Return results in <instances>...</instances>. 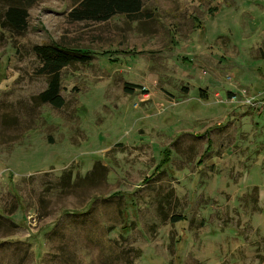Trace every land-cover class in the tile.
Here are the masks:
<instances>
[{
  "label": "rangeland",
  "instance_id": "1",
  "mask_svg": "<svg viewBox=\"0 0 264 264\" xmlns=\"http://www.w3.org/2000/svg\"><path fill=\"white\" fill-rule=\"evenodd\" d=\"M13 1L0 264H264V109L248 103L264 96V0H142L106 21L28 0L23 30ZM53 44L89 54L59 70L62 107L38 98L53 73L35 47Z\"/></svg>",
  "mask_w": 264,
  "mask_h": 264
},
{
  "label": "trees",
  "instance_id": "2",
  "mask_svg": "<svg viewBox=\"0 0 264 264\" xmlns=\"http://www.w3.org/2000/svg\"><path fill=\"white\" fill-rule=\"evenodd\" d=\"M28 0H15L14 3H10L5 12L4 19L9 25L17 30H23L27 27V18L29 12L27 9ZM32 1V0H31ZM142 7V0H82L77 6H75L69 13V16L75 20H96L106 21L110 19L116 13H125L127 15L139 14ZM37 52L44 56L43 68L50 70L53 76L49 82L48 87L42 91L38 98L42 102H47L55 107H62L65 103L63 96L60 94V82H59V70L64 66H67L77 60L85 61L89 54L88 51H78L76 55L71 54V50L66 47H60V45H38L35 47ZM52 54V55H51ZM130 84L125 86L126 91H132ZM134 86H132L133 88ZM200 94H204L201 90ZM231 95V94H230ZM163 154L165 159L162 163L169 161L170 151L164 149ZM161 165L152 174L156 173L160 169ZM184 219L181 215L172 217V221H182Z\"/></svg>",
  "mask_w": 264,
  "mask_h": 264
},
{
  "label": "built area",
  "instance_id": "3",
  "mask_svg": "<svg viewBox=\"0 0 264 264\" xmlns=\"http://www.w3.org/2000/svg\"><path fill=\"white\" fill-rule=\"evenodd\" d=\"M144 95H147L146 92ZM249 105H251L252 107H254V109H258V111H262L264 109V96H252L249 100H248Z\"/></svg>",
  "mask_w": 264,
  "mask_h": 264
},
{
  "label": "crops",
  "instance_id": "4",
  "mask_svg": "<svg viewBox=\"0 0 264 264\" xmlns=\"http://www.w3.org/2000/svg\"><path fill=\"white\" fill-rule=\"evenodd\" d=\"M81 1H82V0H79V2H78L75 6H77ZM75 6H74V7H75ZM74 7H73V8H74ZM73 8H72V9H73ZM70 11H71V10H70ZM116 14H117V13H116ZM116 14H114V15H116ZM123 14H125V13H123ZM114 15H113V16H114Z\"/></svg>",
  "mask_w": 264,
  "mask_h": 264
}]
</instances>
